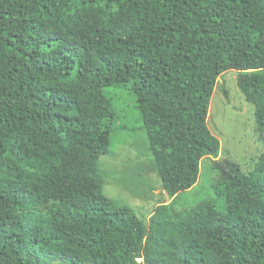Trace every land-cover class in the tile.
Listing matches in <instances>:
<instances>
[{"label":"trees","instance_id":"16d2710c","mask_svg":"<svg viewBox=\"0 0 264 264\" xmlns=\"http://www.w3.org/2000/svg\"><path fill=\"white\" fill-rule=\"evenodd\" d=\"M227 70L264 142V0H0V264H264V152L248 174L213 162L212 197L148 224L98 167L122 121L168 197L192 188Z\"/></svg>","mask_w":264,"mask_h":264},{"label":"rangeland","instance_id":"374dc122","mask_svg":"<svg viewBox=\"0 0 264 264\" xmlns=\"http://www.w3.org/2000/svg\"><path fill=\"white\" fill-rule=\"evenodd\" d=\"M238 74L236 70H227L216 80L209 103L207 126L219 140L220 150L217 157L201 160L199 177L192 188L173 198L168 197L147 151L145 135L139 131L130 132L126 126L121 127L122 121H119L117 126L121 131L113 154L102 156L98 162L105 183L104 193L119 204L132 207L137 216L148 224L160 204L182 210L212 197L211 185L217 176L212 169L213 162L229 159L248 174L264 152V142L258 139L255 131L254 106L245 101L237 87ZM131 102L126 96L117 105L126 110L122 114L129 126L136 128V115L132 108H128L129 103L132 107Z\"/></svg>","mask_w":264,"mask_h":264}]
</instances>
